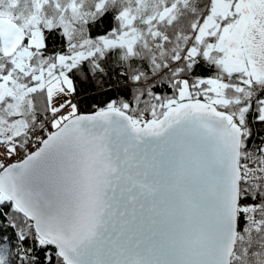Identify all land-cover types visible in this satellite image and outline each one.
<instances>
[{"label":"snow or ice","instance_id":"snow-or-ice-1","mask_svg":"<svg viewBox=\"0 0 264 264\" xmlns=\"http://www.w3.org/2000/svg\"><path fill=\"white\" fill-rule=\"evenodd\" d=\"M0 264H264V0H0Z\"/></svg>","mask_w":264,"mask_h":264}]
</instances>
